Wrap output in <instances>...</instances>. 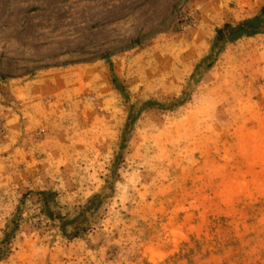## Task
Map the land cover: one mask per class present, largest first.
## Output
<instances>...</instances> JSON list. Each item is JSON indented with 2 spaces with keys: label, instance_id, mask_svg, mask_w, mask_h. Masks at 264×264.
Here are the masks:
<instances>
[{
  "label": "rangeland",
  "instance_id": "rangeland-1",
  "mask_svg": "<svg viewBox=\"0 0 264 264\" xmlns=\"http://www.w3.org/2000/svg\"><path fill=\"white\" fill-rule=\"evenodd\" d=\"M0 264H264V0H0Z\"/></svg>",
  "mask_w": 264,
  "mask_h": 264
},
{
  "label": "trees",
  "instance_id": "trees-1",
  "mask_svg": "<svg viewBox=\"0 0 264 264\" xmlns=\"http://www.w3.org/2000/svg\"><path fill=\"white\" fill-rule=\"evenodd\" d=\"M8 244V233H5L4 238L0 242V259H2V257L4 256V252L7 249Z\"/></svg>",
  "mask_w": 264,
  "mask_h": 264
}]
</instances>
